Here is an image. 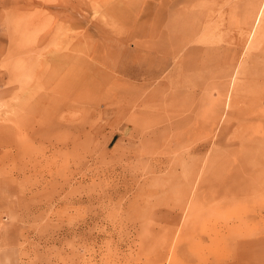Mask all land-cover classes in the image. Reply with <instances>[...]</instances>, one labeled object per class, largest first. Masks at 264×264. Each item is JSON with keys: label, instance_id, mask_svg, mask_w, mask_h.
I'll list each match as a JSON object with an SVG mask.
<instances>
[{"label": "rangeland", "instance_id": "374dc122", "mask_svg": "<svg viewBox=\"0 0 264 264\" xmlns=\"http://www.w3.org/2000/svg\"><path fill=\"white\" fill-rule=\"evenodd\" d=\"M0 1L1 258L264 264L263 0Z\"/></svg>", "mask_w": 264, "mask_h": 264}, {"label": "crops", "instance_id": "0c3cea01", "mask_svg": "<svg viewBox=\"0 0 264 264\" xmlns=\"http://www.w3.org/2000/svg\"><path fill=\"white\" fill-rule=\"evenodd\" d=\"M3 5L4 6V1H0V5ZM24 8H27V9H32V4L31 3H24ZM40 6L42 7V8H47L46 7V5H42V4H40ZM5 9H8V7H0V15H1V12H3V10H5ZM4 13V12H3ZM5 14V13H4ZM5 27L3 28V27H1L0 26V38H11V36L10 35H7V31H6V25H4ZM42 38V37H41ZM5 240V239H4ZM4 248H11V246H6L5 244H3V243H0V252H1V250H3ZM10 251L12 252V250H9V254H10ZM0 264H14L13 263V259H12V255H8V258L5 260V259H3V258H1V256H0Z\"/></svg>", "mask_w": 264, "mask_h": 264}, {"label": "bare ground", "instance_id": "6f19581e", "mask_svg": "<svg viewBox=\"0 0 264 264\" xmlns=\"http://www.w3.org/2000/svg\"><path fill=\"white\" fill-rule=\"evenodd\" d=\"M255 4V3H254ZM258 4V3H257ZM255 7V6H254ZM249 9V8H248ZM255 10V9H254ZM246 10H241V14L244 16V15H249V13H246L245 12ZM250 11V10H249ZM252 14V13H251ZM263 14H264V0L262 1V5L260 6V8H259V11H258V13H257V18H256V21H255V23L253 24V27L251 28V34H250V37H249V39H250V42L253 40V38H254V36H255V33H256V31H257V28H258V25H259V23H260V21H261V18H262V16H263ZM253 15V14H252ZM251 16V15H250ZM256 16V15H255ZM235 80H236V77H234L233 78V80L231 81V84H230V86H231V94H228L229 95V103H228V106H230V99H231V95H232V92H233V90H234V85H235ZM229 108V107H228Z\"/></svg>", "mask_w": 264, "mask_h": 264}]
</instances>
